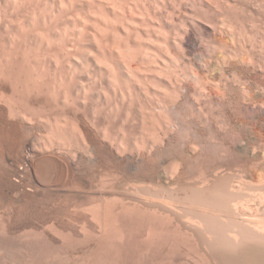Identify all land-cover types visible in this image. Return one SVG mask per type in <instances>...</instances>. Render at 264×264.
Listing matches in <instances>:
<instances>
[{"label":"bare ground","instance_id":"6f19581e","mask_svg":"<svg viewBox=\"0 0 264 264\" xmlns=\"http://www.w3.org/2000/svg\"><path fill=\"white\" fill-rule=\"evenodd\" d=\"M7 1L0 21L8 5L30 10L44 52L26 67L6 54L0 74L57 109L26 138L24 171L57 167L70 197L94 201L86 217L101 234L140 223L155 243L167 225L198 238L205 264H264V212L239 198L257 188L264 203V0ZM15 25L21 44L26 23Z\"/></svg>","mask_w":264,"mask_h":264},{"label":"rangeland","instance_id":"374dc122","mask_svg":"<svg viewBox=\"0 0 264 264\" xmlns=\"http://www.w3.org/2000/svg\"><path fill=\"white\" fill-rule=\"evenodd\" d=\"M11 1L12 0H10V1L8 0L7 4L10 3ZM26 7L29 8V6H26ZM27 11L28 12H25V10H24L23 12L21 11V13L20 12L15 13L14 11L12 12V8L9 7V5L6 6L5 8H3V12H2L3 15L2 16H4V17H1V21H0L1 22L0 23V35H1L0 36V63L2 66H3V64L5 65V63H3V62L5 61V58L8 55H12V58L15 57L16 60H15V58L13 60L16 61L17 64H23V65H25V67L27 66V64H31V66H35V64H32V62L34 61V59L40 58L44 52V51H42L43 49L35 42V40L30 35L31 32H34L36 29H38V26H37L35 21L31 20L30 14H29L30 10H27ZM41 12H42L41 15H45V14L49 15L50 10L49 9H42ZM24 21L26 23L25 27L23 28V30H24L23 34L25 33V36H23V34H22V36L20 38L22 43L18 44L19 42L16 43V41H15V43H13L14 42L13 38H12L13 34H14V36L17 34V29H15L16 28L15 24L16 23L18 24V22H24ZM4 25H5V29H4ZM27 34H29L28 37H27ZM18 36L19 35L17 34L16 37H18ZM261 37L262 36H258L255 38L253 37V38L258 42L261 40ZM263 37H264V32H263ZM24 39H25L26 43H25ZM10 40L12 41V43ZM23 43H25V44H23ZM11 44H12V46H9ZM10 48H11V51H10ZM22 48H26V49L22 50ZM37 48H38V50H37ZM11 52H13V53H11ZM6 54H7V56H6ZM22 56L23 57L25 56L24 57L25 61L22 59ZM2 60H3V62H2ZM21 60H22V62H21ZM46 68L47 67L45 66V69ZM98 79H101V78L99 77ZM16 86L17 85H15L14 90H12L11 84H10V82H8L4 73L2 75L0 74V120H1L0 121V142H1L0 143V264H83V262H84V264H91V262H92V264H100V263L104 264L102 262H105V264H109V263L110 264H114V263L115 264L116 263L117 264H193L194 263L193 261H195V264H198V263L199 264H205V260H204V258H202V254H204V251H203V248L201 247L202 244L198 240V238L195 236V238H194V241L196 240L195 241L196 243H195V242H193V240H189V239L187 240V238H189L188 237L189 235H187V237H184V236H186V234L183 235V234L177 233V235H175L176 233L174 232L173 227H170L167 225L162 226V228L157 226L158 227L157 231L160 228L159 233H161V234H158L161 237V238H159V241H161V242L156 241L157 243L156 242L151 243L147 239L146 229L148 228V225H146V224L140 225V223H129V224L125 223L123 225L121 224L122 226L118 225L119 229L121 228L120 230L124 231V234L122 235L123 237L122 236L117 237V236L113 235L115 233H113L114 228L112 226H108L109 229H107L108 231L106 230L108 233L106 232V234H101L102 232H100L101 231L100 225L91 221V219L89 221L88 220L89 217L88 218L86 217L89 215L88 210L90 211L91 208H93V205H91L89 203H92L94 201H92V199H90V200L84 199V198H76L75 199L73 197H70L69 194H71V192H69V194H68V192H66V190L69 191L71 189V185L68 182L69 180H68V178H65L63 173H61L59 170H57V167H55V166H54L55 168L53 166H52L53 168L49 167V169L50 170L52 169L53 172L48 170L49 172L46 171V173L44 170L42 172L40 167L37 168V166L33 170L30 168L29 169L27 168L28 171L26 169H25L26 171H24L25 167H23L24 165L21 163V161H22L21 159H23L27 154V152L25 151V149L23 147V144H24L26 138L29 139L31 137V138L36 139V137H37V141H39L41 139V137L45 134V130H46L45 125L47 123L46 122L43 123V121H45L46 116H48L47 117V120H48L50 116L55 114L57 109L54 108V109H56V110H54L53 108H51L54 106H51L50 109H48L47 106H50V104L45 106L44 102L46 103L47 101H43L42 95H36L35 96V94H33V95H26L25 96V94H22L20 92V89ZM17 89H19V90H17ZM3 98H5V99H3ZM1 100L4 101V103L6 105ZM11 102H13V103H11ZM40 102H41V104H39ZM10 104H12V105H10ZM26 104H28V105H26ZM39 105H41V106H39ZM51 105H53V104H51ZM16 106H17V109H16ZM9 107H11V108L15 107L13 110L14 111L17 110V112H18V113L16 112L17 114H15V113L12 114V116H13V117L11 116L12 118L10 117L9 112L7 110V109H9ZM30 107H32V108H30ZM41 107H43V108H41ZM43 110H44V112H43ZM36 113H37V115H34ZM18 114L20 115V117L24 114L26 116H30V117H26V116H23V117L29 118V120L31 119L32 122L28 123V122L20 121L22 119L20 117H19L20 119L17 118ZM14 115H15V117H14ZM43 117H45V119ZM51 118L52 117H50V119ZM15 120H17V122ZM40 120H42V121H40ZM30 124L32 126H30ZM34 126H35V128H34ZM25 128H26V130H25ZM38 131H39V133H38ZM35 132H37V133H35ZM29 134H30V136H29ZM39 137H40V139L38 140ZM209 138L210 139L212 138L211 135H209ZM89 167L91 168L90 165H89ZM17 170L19 172H22V174L17 175L16 174ZM131 173H132V171H131ZM126 174H128L127 171H126ZM50 176H51V178H50ZM263 177L264 176H258L256 179L257 183H260V182L264 183ZM38 180H40V181H38ZM2 182H3V184H2ZM27 189L28 190L30 189L31 191H28ZM254 189L256 191L255 190L253 191V189L251 190V188L249 189L251 192L249 190H247L248 192H250L251 195H249V193L244 194V193H246V190H245V192L241 193L242 196H239V198L242 197L241 199H243V200H241V201L243 202V204L246 202L245 206L246 205H247V207L249 206L248 210H251L252 207H253V209H254V207H259L260 209L256 210V211H259V212H257V214H258V213L264 212V210H263L264 209V203H261L260 205L257 206L259 201L257 200V203H256V201H254V200L257 199L256 198L257 192L259 193L261 191L257 190V188H254ZM65 193L68 196H66ZM255 193H256V195H255ZM252 195L253 196L255 195V197H254L255 199L253 198ZM79 199H84L85 201L79 200ZM61 200H62V204H61ZM253 201L255 204L253 203ZM249 203H251V204H249ZM82 204H84V205H82ZM86 204H87V206H88V204L91 205L90 207L88 206L90 209H87L88 207L86 206ZM250 205L252 207H250ZM74 206L76 208H74ZM5 209H6V211H5ZM53 210H55V211H53ZM68 210H70V211H68ZM81 210H82V212H81ZM256 211L254 209V211H251V212L252 213L254 212V214H255ZM48 214H50V215H48ZM64 214H65V216H64ZM258 215H260V214H258ZM67 216L70 219H68ZM262 217H264V215ZM6 218H7V221H6ZM39 218H41V219H39ZM53 218L55 220H53ZM75 218H77V219H75ZM79 219L81 221H77ZM3 224H5V225H3ZM3 226H5V228H3ZM145 226H146V228H145ZM122 231H121V233H122ZM137 233H139V234H137ZM178 234L181 235V240L183 238L182 241L180 240L179 237H177V236H179ZM113 236L117 237V238H114ZM100 237L102 239H99ZM65 238H67V239H65ZM118 238H120V239H118ZM117 240H119L120 242ZM146 243H148V244H146ZM59 248H60V250H59ZM170 248H172V249H170ZM199 248H201V249H199ZM97 249H98V251H97ZM206 250H208V253H210V251L207 247H206ZM155 251H157V252H155ZM56 255H57V258L55 257ZM188 256H189V258H188ZM97 257L99 258V261H98ZM192 259H193V261H192ZM197 260H202V263L197 262ZM94 261H95V263H94ZM96 261H97V263H96Z\"/></svg>","mask_w":264,"mask_h":264}]
</instances>
